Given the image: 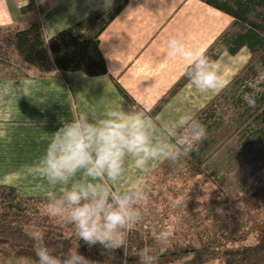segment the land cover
Instances as JSON below:
<instances>
[{
    "label": "crops",
    "instance_id": "crops-1",
    "mask_svg": "<svg viewBox=\"0 0 264 264\" xmlns=\"http://www.w3.org/2000/svg\"><path fill=\"white\" fill-rule=\"evenodd\" d=\"M97 8L98 0H0V26L22 27L39 17L47 39L77 24H84L86 38L103 29L100 48L109 69L108 75L100 77L55 72L36 78L18 64L0 63V184L19 189L15 180L20 178L23 192L32 194L25 197L46 198L58 191L57 185L41 176L38 164L51 135L64 121L80 112L99 120L108 109L148 114L183 76L185 63L164 54L167 40L178 37L187 47L205 53L233 21L200 0H129L107 26V17L96 15L111 9ZM245 51L234 56L224 53L216 62L223 88L202 92L190 81L155 119L194 117L243 69H238L237 59ZM116 83L132 102L121 95ZM167 161L153 160L144 170L128 168L114 187L123 190L134 183L145 184Z\"/></svg>",
    "mask_w": 264,
    "mask_h": 264
},
{
    "label": "trees",
    "instance_id": "trees-1",
    "mask_svg": "<svg viewBox=\"0 0 264 264\" xmlns=\"http://www.w3.org/2000/svg\"><path fill=\"white\" fill-rule=\"evenodd\" d=\"M200 1L233 18L229 27L205 54L217 62L224 53L234 56L246 48L250 58L233 80L194 117L210 132L219 126L220 112L227 102H231L242 121L234 136L240 133L243 137L251 133V122L264 116V81H255L260 73L258 65L264 68V0ZM128 2L119 0L109 12L96 16H106L107 26ZM83 27L84 24H77L47 39L39 17L25 28L19 25L0 26V63L18 64L24 70L33 72L36 78L55 72H81L88 77L108 75L107 61L99 40L103 29L86 38L82 33ZM232 28L237 30L233 32ZM189 82L183 75L148 115L156 118ZM116 84L121 95L132 102L131 97ZM230 90L234 92L232 97L227 96ZM253 90L257 100L255 108L249 107L242 98ZM257 132L258 140L264 142V127ZM198 149L189 158L202 166L210 160V156H203L201 148ZM261 167L264 170V160ZM238 196L248 210L263 208L264 183L252 185ZM40 200L23 196L14 186L0 184V242L7 241L14 247L10 254L0 248V264L7 258L37 264L33 241L27 229L29 227L42 232L45 244L53 253L80 250L89 255L93 264H139V251L156 243L149 233L133 231L127 239L126 254L123 249L108 251L99 245L90 248L76 237L71 225L42 213L46 202L35 204ZM196 239L197 243L174 242L164 251L154 252L159 255L158 264H264V221L252 224L223 221L213 232L208 228L197 231Z\"/></svg>",
    "mask_w": 264,
    "mask_h": 264
},
{
    "label": "clouds",
    "instance_id": "clouds-1",
    "mask_svg": "<svg viewBox=\"0 0 264 264\" xmlns=\"http://www.w3.org/2000/svg\"><path fill=\"white\" fill-rule=\"evenodd\" d=\"M113 4L114 0H98L94 10L107 11ZM164 54L185 63L183 75L200 91L216 92L224 87L216 61L187 47L182 39L170 37ZM255 81H264V72ZM242 98L249 107H256L255 90ZM206 137V127L189 114L161 122L147 111L134 109H108L99 120L80 112L51 135L39 160L41 176L58 186V191L47 195L41 211L71 225L76 237L90 248L123 249L126 254L129 233L145 219L149 189L144 183H134L121 190L114 183L128 168L144 170L153 160L175 163L188 158ZM29 235L37 264H92L78 250L53 253L39 230ZM171 235V228H165L154 236L161 251ZM138 259L139 264H158L159 255L145 247Z\"/></svg>",
    "mask_w": 264,
    "mask_h": 264
},
{
    "label": "rangeland",
    "instance_id": "rangeland-1",
    "mask_svg": "<svg viewBox=\"0 0 264 264\" xmlns=\"http://www.w3.org/2000/svg\"><path fill=\"white\" fill-rule=\"evenodd\" d=\"M31 21H25L22 27H28ZM245 52L237 59L238 69L244 68L249 60L248 49ZM258 70L264 72L261 65H258ZM233 95L232 90L227 92L228 97ZM220 118L219 126L207 132L206 139L198 145L203 156H210L205 165L200 166L198 161L189 157L175 163L167 161L159 169L161 171L145 184L149 189L145 219L133 231L147 232L154 238L161 230L171 228L172 235L162 251L174 242L197 243V231L208 228L213 232L223 221L239 224L264 221V207L248 210L238 196L250 186L264 183V170L261 167L264 142L258 140L257 132L264 127V116L251 122V133L243 137L240 133L234 136L242 121L231 102H227L221 110ZM15 181L22 195H32L23 192L20 178ZM31 198L41 199L35 202L37 205L47 202V197ZM27 229L30 232L36 230ZM0 248L10 254L14 247L7 241H1ZM148 248L153 252L161 251L157 243ZM79 253L90 260L86 252L79 250ZM2 261L3 264H32L26 260L13 261L8 258Z\"/></svg>",
    "mask_w": 264,
    "mask_h": 264
}]
</instances>
